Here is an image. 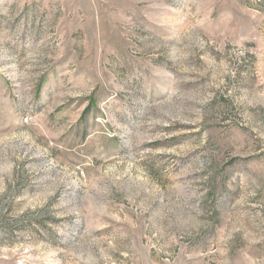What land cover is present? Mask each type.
<instances>
[{
	"label": "rangeland",
	"instance_id": "1",
	"mask_svg": "<svg viewBox=\"0 0 264 264\" xmlns=\"http://www.w3.org/2000/svg\"><path fill=\"white\" fill-rule=\"evenodd\" d=\"M0 264H264V0H0Z\"/></svg>",
	"mask_w": 264,
	"mask_h": 264
}]
</instances>
